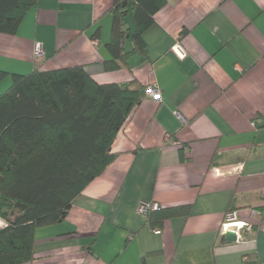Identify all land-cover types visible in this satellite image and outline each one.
Segmentation results:
<instances>
[{
  "label": "crops",
  "instance_id": "1",
  "mask_svg": "<svg viewBox=\"0 0 264 264\" xmlns=\"http://www.w3.org/2000/svg\"><path fill=\"white\" fill-rule=\"evenodd\" d=\"M112 6L37 0L15 34L0 32V94L13 74L81 66L97 83L161 95L145 94L112 144L118 155L66 217L36 229L28 264H264V0H165L143 32L146 54L119 68L108 64ZM142 201L159 209L142 215ZM232 221L251 230L227 241Z\"/></svg>",
  "mask_w": 264,
  "mask_h": 264
},
{
  "label": "trees",
  "instance_id": "2",
  "mask_svg": "<svg viewBox=\"0 0 264 264\" xmlns=\"http://www.w3.org/2000/svg\"><path fill=\"white\" fill-rule=\"evenodd\" d=\"M36 3L0 0V32L15 34ZM164 3L113 0L110 68L146 54L143 32ZM130 13L131 32L126 26ZM127 35L129 50L123 46ZM6 75L0 70V81ZM12 78L0 94V216L6 221L0 229V264H28L36 229L62 221L74 198L118 155L112 144L146 87L136 81L100 84L81 66L36 68ZM258 126L264 127V117Z\"/></svg>",
  "mask_w": 264,
  "mask_h": 264
},
{
  "label": "built area",
  "instance_id": "3",
  "mask_svg": "<svg viewBox=\"0 0 264 264\" xmlns=\"http://www.w3.org/2000/svg\"><path fill=\"white\" fill-rule=\"evenodd\" d=\"M176 53H178L180 56H183V53H180L179 50L177 49L176 46H173L172 48ZM33 54L34 57L36 59H41L44 56V50H43V46L40 42H35L34 43V49H33ZM145 94L150 95L151 97H153V99H155L156 101H160L161 100V95H160V91L159 89L155 86V85H149L146 90H145ZM241 165L237 164L234 166L230 167V171H238L240 170ZM215 171L218 174H221V171H219L217 168H215ZM159 209L158 205L155 203H149L146 201H142L139 203L138 207H137V211L138 213L142 214V215H147L148 213L152 212V211H157ZM235 212H232L229 214V219L233 220L235 219ZM229 224H237L236 226H229ZM6 226V221L0 216V229ZM224 228H233L235 227L236 233H237V237H239V231L242 229H246L248 231L251 230L250 226L243 222V221H232L229 223H226L223 225ZM242 264H248L247 263V257L244 258V262Z\"/></svg>",
  "mask_w": 264,
  "mask_h": 264
},
{
  "label": "water",
  "instance_id": "4",
  "mask_svg": "<svg viewBox=\"0 0 264 264\" xmlns=\"http://www.w3.org/2000/svg\"><path fill=\"white\" fill-rule=\"evenodd\" d=\"M225 239L227 241H235L237 239V233L235 228H229L225 231Z\"/></svg>",
  "mask_w": 264,
  "mask_h": 264
},
{
  "label": "bare ground",
  "instance_id": "5",
  "mask_svg": "<svg viewBox=\"0 0 264 264\" xmlns=\"http://www.w3.org/2000/svg\"><path fill=\"white\" fill-rule=\"evenodd\" d=\"M237 224H229V226H236Z\"/></svg>",
  "mask_w": 264,
  "mask_h": 264
},
{
  "label": "rangeland",
  "instance_id": "6",
  "mask_svg": "<svg viewBox=\"0 0 264 264\" xmlns=\"http://www.w3.org/2000/svg\"><path fill=\"white\" fill-rule=\"evenodd\" d=\"M127 20H128V18H127Z\"/></svg>",
  "mask_w": 264,
  "mask_h": 264
}]
</instances>
